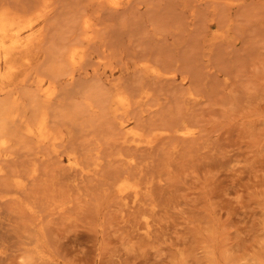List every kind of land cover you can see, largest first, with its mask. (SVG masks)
I'll use <instances>...</instances> for the list:
<instances>
[{
  "label": "rangeland",
  "instance_id": "rangeland-1",
  "mask_svg": "<svg viewBox=\"0 0 264 264\" xmlns=\"http://www.w3.org/2000/svg\"><path fill=\"white\" fill-rule=\"evenodd\" d=\"M0 264H264V0H0Z\"/></svg>",
  "mask_w": 264,
  "mask_h": 264
},
{
  "label": "bare ground",
  "instance_id": "bare-ground-1",
  "mask_svg": "<svg viewBox=\"0 0 264 264\" xmlns=\"http://www.w3.org/2000/svg\"><path fill=\"white\" fill-rule=\"evenodd\" d=\"M19 33H20V32H19ZM13 39H14V38H13ZM10 43H11V42H10ZM2 44H4V43H2ZM2 44H1V45H2Z\"/></svg>",
  "mask_w": 264,
  "mask_h": 264
}]
</instances>
